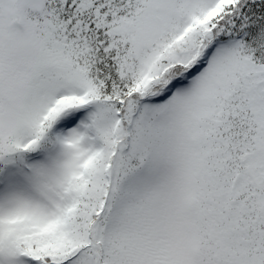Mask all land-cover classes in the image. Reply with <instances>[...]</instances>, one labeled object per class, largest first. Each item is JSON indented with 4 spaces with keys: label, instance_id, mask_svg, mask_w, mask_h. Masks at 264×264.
<instances>
[{
    "label": "snow or ice",
    "instance_id": "6c2138e0",
    "mask_svg": "<svg viewBox=\"0 0 264 264\" xmlns=\"http://www.w3.org/2000/svg\"><path fill=\"white\" fill-rule=\"evenodd\" d=\"M0 264H264V0H0Z\"/></svg>",
    "mask_w": 264,
    "mask_h": 264
}]
</instances>
